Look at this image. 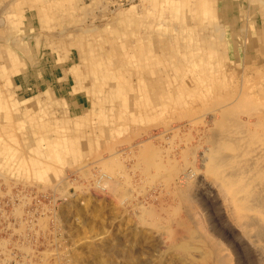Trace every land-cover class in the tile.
Here are the masks:
<instances>
[{"label": "rangeland", "instance_id": "1", "mask_svg": "<svg viewBox=\"0 0 264 264\" xmlns=\"http://www.w3.org/2000/svg\"><path fill=\"white\" fill-rule=\"evenodd\" d=\"M262 36L264 0H0V264H263Z\"/></svg>", "mask_w": 264, "mask_h": 264}, {"label": "bare ground", "instance_id": "2", "mask_svg": "<svg viewBox=\"0 0 264 264\" xmlns=\"http://www.w3.org/2000/svg\"><path fill=\"white\" fill-rule=\"evenodd\" d=\"M190 189V188H189ZM192 190V189H191ZM189 191V190H188ZM186 198L185 199H187L190 203H192V194L190 193V191H189V193L187 194L186 193V196H185ZM258 198H256V200L255 201H257L259 204L258 205H260L261 203H263L262 201H263V197L264 196H262V194H259L258 196H257ZM224 198V197H223ZM226 199V198H225ZM226 202V201H225ZM225 204H227V202L225 203ZM263 207V206H262ZM234 219V218H233ZM252 220V219H251ZM244 221V220H243ZM251 222V221H250ZM252 223V222H251ZM254 224V223H253ZM257 225V224H256ZM255 225V226H256ZM260 225V224H259ZM258 225V226H259ZM250 229V228H249ZM258 235H259V237L262 239V240H264V227H262V226H260V227H258ZM258 237V238H259ZM259 238V239H260ZM216 248V247H215ZM219 255V254H218ZM221 256V255H220ZM264 264V263H263Z\"/></svg>", "mask_w": 264, "mask_h": 264}, {"label": "crops", "instance_id": "3", "mask_svg": "<svg viewBox=\"0 0 264 264\" xmlns=\"http://www.w3.org/2000/svg\"><path fill=\"white\" fill-rule=\"evenodd\" d=\"M262 22H263V20H262ZM262 39L264 40V36H262Z\"/></svg>", "mask_w": 264, "mask_h": 264}]
</instances>
